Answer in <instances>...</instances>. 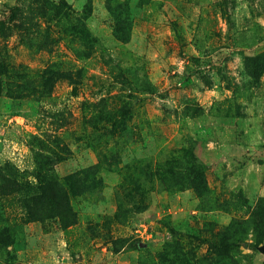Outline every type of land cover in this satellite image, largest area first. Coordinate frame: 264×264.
Here are the masks:
<instances>
[{
    "label": "rangeland",
    "instance_id": "rangeland-1",
    "mask_svg": "<svg viewBox=\"0 0 264 264\" xmlns=\"http://www.w3.org/2000/svg\"><path fill=\"white\" fill-rule=\"evenodd\" d=\"M184 148L206 188L175 171L114 222L128 167ZM89 169L69 228L1 191ZM233 221L223 264H264V0H0V264H160L170 228L203 257Z\"/></svg>",
    "mask_w": 264,
    "mask_h": 264
},
{
    "label": "trees",
    "instance_id": "trees-1",
    "mask_svg": "<svg viewBox=\"0 0 264 264\" xmlns=\"http://www.w3.org/2000/svg\"><path fill=\"white\" fill-rule=\"evenodd\" d=\"M77 86L74 85L76 91ZM98 114L100 117L109 122H114L115 118L111 114L100 111ZM101 118V119H102ZM181 152L185 153L186 157L193 161V165H180L178 160L174 158H167L162 161H152L150 159H142L137 165L128 167L131 171L128 175L125 174V180L122 183L118 192V208L112 220L118 223L127 222L132 210L136 212L144 211L149 206V196L155 186L158 184L163 190L173 191L176 186L180 185L179 180L175 177V171L182 170L187 176L189 175L188 185L189 188L198 189L206 188L204 185L203 173L200 169L203 167L196 163L194 154L190 148H184ZM198 166V167H197ZM184 167V168H182ZM89 169L85 171L82 176L74 174L65 178L62 183L55 181L57 184H47L45 175L40 171L38 174L37 184H22L20 188L17 184H9V186H2V194L11 198L16 192H23L22 209L28 216V222L44 221L45 219L60 218L63 223V227L69 228L76 223L74 221L75 212L72 209L70 202L71 197H76L80 193L81 187H89L99 185V178L95 173ZM51 179V178H50ZM79 180L78 182H75ZM185 185V186H186ZM65 186V188H63ZM12 189V190H11ZM181 190V188H179ZM130 206V207H129ZM74 222V223H73ZM104 225H108V220L103 222ZM242 226L239 222L233 221L230 225V230H234L233 236L223 238L221 241V235H218L213 230L204 235L210 238H205V242L209 243L211 250L208 251L203 257H199L194 248H189L186 242H177V238L180 233H177L174 229L170 228V232L173 235V242L165 245V250L161 255L160 264H223L224 252L230 251L240 245V230ZM97 230V229H96ZM202 239L203 236H197ZM243 245L251 246L249 243L244 242ZM140 264H148V261L141 260Z\"/></svg>",
    "mask_w": 264,
    "mask_h": 264
},
{
    "label": "water",
    "instance_id": "water-1",
    "mask_svg": "<svg viewBox=\"0 0 264 264\" xmlns=\"http://www.w3.org/2000/svg\"><path fill=\"white\" fill-rule=\"evenodd\" d=\"M261 250L264 251V246L261 247Z\"/></svg>",
    "mask_w": 264,
    "mask_h": 264
}]
</instances>
